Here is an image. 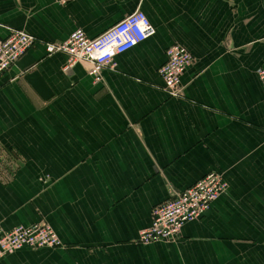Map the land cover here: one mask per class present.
Here are the masks:
<instances>
[{
	"label": "crops",
	"instance_id": "1",
	"mask_svg": "<svg viewBox=\"0 0 264 264\" xmlns=\"http://www.w3.org/2000/svg\"><path fill=\"white\" fill-rule=\"evenodd\" d=\"M135 12L155 35L100 83L45 42L95 39ZM37 40L0 77V231L45 222L57 248L0 264H264V0H0V39ZM193 56L178 97L158 74ZM220 172L228 189L172 242L137 243L151 213Z\"/></svg>",
	"mask_w": 264,
	"mask_h": 264
},
{
	"label": "built area",
	"instance_id": "2",
	"mask_svg": "<svg viewBox=\"0 0 264 264\" xmlns=\"http://www.w3.org/2000/svg\"><path fill=\"white\" fill-rule=\"evenodd\" d=\"M76 0H55L67 6ZM155 35V29L141 12H135L122 22L95 39H89L82 30L73 32L64 42H45L48 55L62 54L66 57L64 72L77 64L89 65L88 75L95 83L102 80L104 69L113 60ZM37 40L26 32L11 31L0 39V77L9 72L36 44ZM166 61L158 74L169 96L178 97L182 91V77L194 65L191 53L175 42L165 52ZM264 90V69L256 73ZM228 189L220 172L208 174L193 186L174 194L171 200L157 206L151 213V225L139 233L137 243L147 245L156 242H172L180 238L182 228L199 221ZM60 242L45 222L33 226L0 231V260L22 249L38 250L57 248Z\"/></svg>",
	"mask_w": 264,
	"mask_h": 264
}]
</instances>
